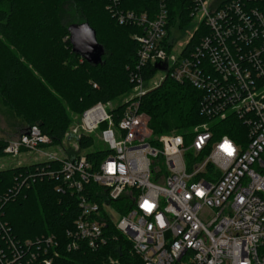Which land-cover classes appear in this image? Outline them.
I'll return each instance as SVG.
<instances>
[{
  "label": "built area",
  "instance_id": "built-area-1",
  "mask_svg": "<svg viewBox=\"0 0 264 264\" xmlns=\"http://www.w3.org/2000/svg\"><path fill=\"white\" fill-rule=\"evenodd\" d=\"M122 1L108 0L107 9L119 24L143 32L132 36L138 59L121 116L116 118L112 102H98L83 112L63 143L53 142L37 125L15 138L0 136L3 155L35 152L44 160L34 164L48 163L21 175L5 198L28 186L29 179L44 177L59 181L57 192L76 194L79 213L66 232L68 250L107 244L112 224L132 243L141 264H264V0H191L193 18L199 14L201 20L179 55L171 36L165 44L168 0H155L154 17L124 9ZM202 25L200 41L185 52ZM149 65L167 72L153 85L145 77ZM167 76L201 92L205 121L193 126L188 138L177 132L155 136L150 117L141 111L147 90ZM225 124L243 130L231 137L223 133ZM83 135L108 145L102 161L80 151ZM72 138L70 148L64 142ZM55 147L58 151H49ZM162 159L168 175L154 166ZM124 196L129 205L122 213L124 205L116 210L112 204ZM0 227L7 231L5 224ZM7 242L13 256L4 259L0 250V264H22L23 251L10 238ZM36 243L42 252L37 264H51L56 238L43 236Z\"/></svg>",
  "mask_w": 264,
  "mask_h": 264
},
{
  "label": "trees",
  "instance_id": "trees-1",
  "mask_svg": "<svg viewBox=\"0 0 264 264\" xmlns=\"http://www.w3.org/2000/svg\"><path fill=\"white\" fill-rule=\"evenodd\" d=\"M108 0H0V97L4 104L21 117L26 131L33 125L62 143L72 123L71 113L82 115L98 102H114L127 98L134 83L130 72L137 64L138 43L132 36L142 33L136 25L119 24L107 9ZM260 5V3L258 4ZM262 5V4H261ZM121 7L137 12H148L154 17L158 10L155 0H123ZM168 36L175 26L183 28L193 19L191 0H168ZM88 22L96 31L98 41L105 47L103 62L94 65L72 50L68 27ZM205 27L197 30L187 44L185 52L200 41ZM171 46H169L170 48ZM168 48V47H167ZM156 69L149 65L145 77L151 78ZM96 85V86H95ZM201 92L188 82H177L167 76L158 86L149 88L141 100V111L150 117L155 136L173 131L190 137L196 124L205 121L200 114ZM116 118L123 112L125 103L116 106ZM223 133L236 137L240 126L225 124ZM93 136L79 139L80 151L95 144ZM0 141V149L4 147ZM95 161H102L104 150L86 152ZM3 152L0 150V156ZM47 162L0 169V250L4 259H12L10 238L23 251L22 264L42 259L37 240L53 235L58 245L49 256L51 264H141L133 253L132 243L117 232L112 224L107 244L97 249L81 246L68 250V229L73 228L79 213V198L70 192L59 193V181L44 177L30 183L17 194H6L18 183L20 176L35 171L37 165ZM60 168V163H55ZM92 186H87L90 190ZM92 192V191H91ZM93 193V192H92ZM129 205L127 197L119 202ZM29 243V244H28ZM54 250L58 252L54 255ZM37 255L33 261L32 256ZM53 255V256H52Z\"/></svg>",
  "mask_w": 264,
  "mask_h": 264
},
{
  "label": "rangeland",
  "instance_id": "rangeland-1",
  "mask_svg": "<svg viewBox=\"0 0 264 264\" xmlns=\"http://www.w3.org/2000/svg\"><path fill=\"white\" fill-rule=\"evenodd\" d=\"M201 20V17L199 14H197L189 25L180 28L178 25L172 28L171 30V43L173 44V53L176 55H179V53L182 50V46L188 42L191 35L193 34L195 28L198 26L199 22ZM167 72L163 70H156L155 74L148 79L149 85H153L156 81H159L161 77L166 76ZM130 96V95H129ZM126 98H119L118 100L112 102L113 106H117L120 101L123 102ZM72 123L69 131L73 128H77L80 124V118L81 115L72 114ZM25 127V123L21 117H18L14 111H12L8 106L4 104L0 97V135H3L4 137H12L16 135L18 132H21V129ZM175 132V131H173ZM172 133V132H171ZM170 134V133H167ZM95 144L86 150H83L84 152H92L95 150H104L108 148V145L104 143L103 141L96 139ZM63 143V142H62ZM65 145L67 144L68 147H73L75 145V141L73 138L69 140L68 142H64ZM49 151H58V149L50 148ZM44 156L35 152L26 153L22 152L18 156H12L11 154H5L1 156L0 158V169L8 168V167H14L17 166L19 163L22 165H29L34 164L37 161H43ZM154 166H160L161 168V175H168V167L164 160L156 161V164ZM153 166V167H154ZM120 204L119 202L113 203L112 208L116 210H120ZM116 220H119L120 215L115 214Z\"/></svg>",
  "mask_w": 264,
  "mask_h": 264
},
{
  "label": "water",
  "instance_id": "water-1",
  "mask_svg": "<svg viewBox=\"0 0 264 264\" xmlns=\"http://www.w3.org/2000/svg\"><path fill=\"white\" fill-rule=\"evenodd\" d=\"M68 31L73 52L94 65L103 62L106 49L98 41L97 31L88 22L71 24Z\"/></svg>",
  "mask_w": 264,
  "mask_h": 264
},
{
  "label": "crops",
  "instance_id": "crops-1",
  "mask_svg": "<svg viewBox=\"0 0 264 264\" xmlns=\"http://www.w3.org/2000/svg\"><path fill=\"white\" fill-rule=\"evenodd\" d=\"M20 133H22V132H18L16 135H14V136H12V137H9V138H15V137H17ZM0 136H3V135H0ZM4 137V136H3ZM7 138V137H6Z\"/></svg>",
  "mask_w": 264,
  "mask_h": 264
}]
</instances>
